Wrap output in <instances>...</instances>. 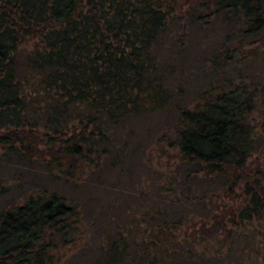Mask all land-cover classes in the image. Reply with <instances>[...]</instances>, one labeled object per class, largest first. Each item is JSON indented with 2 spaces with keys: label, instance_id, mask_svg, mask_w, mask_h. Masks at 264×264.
Masks as SVG:
<instances>
[{
  "label": "trees",
  "instance_id": "obj_1",
  "mask_svg": "<svg viewBox=\"0 0 264 264\" xmlns=\"http://www.w3.org/2000/svg\"><path fill=\"white\" fill-rule=\"evenodd\" d=\"M262 45L264 0H0V264H264Z\"/></svg>",
  "mask_w": 264,
  "mask_h": 264
},
{
  "label": "rangeland",
  "instance_id": "obj_2",
  "mask_svg": "<svg viewBox=\"0 0 264 264\" xmlns=\"http://www.w3.org/2000/svg\"><path fill=\"white\" fill-rule=\"evenodd\" d=\"M252 46H256V44H251V46H247L245 47V50H247L249 47H252ZM241 71L242 74H246L248 75L249 77H252V78H256V77H261L262 78V84H263V89H262V95L261 97L258 99V107H257V110L255 112V119L256 121L258 122L259 125H261V123H264V45L260 46V49H259V52L258 54H256V57L255 58H250L249 60L247 61H244V63H241L239 64L238 66H236V68L233 69V72L235 71ZM33 167H35V169H37L38 171H40V167L37 166V165H33ZM5 171H3L4 173ZM13 172H11L10 174H12ZM32 178L30 177H27L25 179V181L31 183V184H35L36 182H32ZM12 184L14 185L15 182L11 181V180H8V182L6 181V184L9 185ZM17 185H20L21 187L20 188H17ZM23 185H24V181H18L16 183L15 186H10L11 187V193L12 194H15L16 191L19 192L21 188H23ZM29 185H26L25 187H27ZM20 200V198H19ZM21 201V200H20ZM100 226H102V222L99 223ZM98 237H95L94 238V241L93 243L95 245H100L102 244L100 242L101 240V237L100 235H97ZM83 243V241H82Z\"/></svg>",
  "mask_w": 264,
  "mask_h": 264
}]
</instances>
